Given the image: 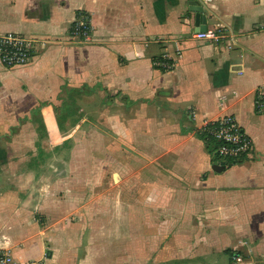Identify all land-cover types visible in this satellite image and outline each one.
Returning a JSON list of instances; mask_svg holds the SVG:
<instances>
[{"label": "crops", "instance_id": "0c3cea01", "mask_svg": "<svg viewBox=\"0 0 264 264\" xmlns=\"http://www.w3.org/2000/svg\"><path fill=\"white\" fill-rule=\"evenodd\" d=\"M196 1L0 0V34L39 40L29 65L0 64L15 264H109L121 240L115 264H264V0H198L222 44L196 37ZM82 12L90 43L70 37ZM226 116L253 149L218 171L198 133Z\"/></svg>", "mask_w": 264, "mask_h": 264}, {"label": "built area", "instance_id": "2783aa9c", "mask_svg": "<svg viewBox=\"0 0 264 264\" xmlns=\"http://www.w3.org/2000/svg\"><path fill=\"white\" fill-rule=\"evenodd\" d=\"M93 30L91 16L82 12L78 14L71 26L70 37L81 43H90ZM196 37L214 44H222L225 39V31L210 29L198 33ZM37 41L39 40L35 37L17 32L0 34V64L8 69L29 65ZM155 65L170 69L172 62L167 55H164L162 59L155 62ZM259 106L262 107L260 101ZM205 131L218 144L215 155L225 163V166L227 159H238L242 155L248 156L253 149L252 141L235 117H223L205 126ZM231 261L233 264H240L243 259L240 255L233 254ZM0 264H15L9 251L0 250Z\"/></svg>", "mask_w": 264, "mask_h": 264}, {"label": "water", "instance_id": "95a60500", "mask_svg": "<svg viewBox=\"0 0 264 264\" xmlns=\"http://www.w3.org/2000/svg\"><path fill=\"white\" fill-rule=\"evenodd\" d=\"M193 3L190 10L195 13V25L199 28V32H206L208 30L207 17L205 15L206 9L198 0ZM214 169L218 171L224 170L225 163L221 162L219 165H216Z\"/></svg>", "mask_w": 264, "mask_h": 264}, {"label": "rangeland", "instance_id": "374dc122", "mask_svg": "<svg viewBox=\"0 0 264 264\" xmlns=\"http://www.w3.org/2000/svg\"><path fill=\"white\" fill-rule=\"evenodd\" d=\"M67 119L68 118H64V119H62V121H64V120L67 121ZM83 119L84 118L83 117H80V116H77L76 118H72V120L75 123V125H78V126H80L81 124H83L82 123ZM67 151H68V145L66 147L64 146V148L60 152L67 153ZM121 243H122V249H121V251H122L123 250V247H124V241L121 240ZM116 244H118V242L117 243L115 242V245H111L110 246V251L112 253H116V255L114 254L115 256H107L108 259H110V260L112 259L109 262V264H115V262L117 261L116 260L117 258H118L119 262H121L120 260L123 259L122 258L123 256H121L122 254L120 253L121 251L119 249V246L116 245ZM225 256H227V255H225ZM95 258H97V262H98L97 264H102V262L105 261V260L104 259L102 260L101 258H106V256H103V257H101V256H95ZM104 264H106V261L104 262ZM127 264H130V263H127ZM131 264H132V262H131Z\"/></svg>", "mask_w": 264, "mask_h": 264}, {"label": "trees", "instance_id": "16d2710c", "mask_svg": "<svg viewBox=\"0 0 264 264\" xmlns=\"http://www.w3.org/2000/svg\"><path fill=\"white\" fill-rule=\"evenodd\" d=\"M198 136L200 139L204 140L205 142H207L208 144L210 143V148L212 152H214L217 148V143L210 137V135L204 131L203 133H198ZM247 160V156L246 155H242L240 156L238 159H227V164L230 166L234 165V164H239V163H243ZM231 256H233V254H231Z\"/></svg>", "mask_w": 264, "mask_h": 264}]
</instances>
